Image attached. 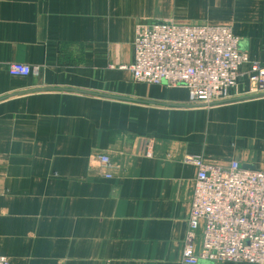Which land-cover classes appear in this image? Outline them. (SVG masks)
<instances>
[{"label":"crops","instance_id":"crops-1","mask_svg":"<svg viewBox=\"0 0 264 264\" xmlns=\"http://www.w3.org/2000/svg\"><path fill=\"white\" fill-rule=\"evenodd\" d=\"M143 20L229 25L264 65V0H0L10 264H180L197 174L186 158L264 169V96L249 95L248 76L232 101L208 106L184 87L134 81L123 66ZM12 62L38 70L14 76Z\"/></svg>","mask_w":264,"mask_h":264},{"label":"built area","instance_id":"built-area-1","mask_svg":"<svg viewBox=\"0 0 264 264\" xmlns=\"http://www.w3.org/2000/svg\"><path fill=\"white\" fill-rule=\"evenodd\" d=\"M123 68L136 82L186 88L193 105L232 101L242 75L251 83L249 95L264 96V65L251 60L240 48V37L225 24L139 21L133 61ZM37 70L26 63L9 64L14 76ZM96 160L104 176L112 178L110 157ZM186 160L196 166L197 174L180 264H264V169L244 168L238 160L227 166L198 156ZM0 264H10L9 258L0 254Z\"/></svg>","mask_w":264,"mask_h":264},{"label":"water","instance_id":"water-1","mask_svg":"<svg viewBox=\"0 0 264 264\" xmlns=\"http://www.w3.org/2000/svg\"><path fill=\"white\" fill-rule=\"evenodd\" d=\"M245 168L247 167V166H244Z\"/></svg>","mask_w":264,"mask_h":264},{"label":"rangeland","instance_id":"rangeland-1","mask_svg":"<svg viewBox=\"0 0 264 264\" xmlns=\"http://www.w3.org/2000/svg\"><path fill=\"white\" fill-rule=\"evenodd\" d=\"M166 4V3H165Z\"/></svg>","mask_w":264,"mask_h":264}]
</instances>
